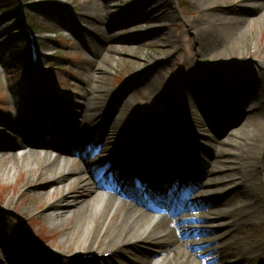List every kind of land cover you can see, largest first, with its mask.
I'll return each mask as SVG.
<instances>
[{
  "label": "rangeland",
  "instance_id": "obj_1",
  "mask_svg": "<svg viewBox=\"0 0 264 264\" xmlns=\"http://www.w3.org/2000/svg\"><path fill=\"white\" fill-rule=\"evenodd\" d=\"M17 1L12 4L16 7L13 11L16 14L0 19V123L4 126L0 129V147L7 148L0 152L3 156L0 160V205L5 208L0 212V264H4L3 261L7 264V259L11 264H56L58 258L54 251L61 250L69 255L75 253L80 235L75 222L92 210L77 209L89 197L84 196L81 186L78 187L75 175L78 169L84 168V176H90L76 152L60 158L42 154L41 149L31 147L36 151L32 158H36L37 163L32 169L17 173L15 178H8L6 167L17 153L16 146L24 139L32 138L39 144L54 143L58 148L75 149L80 130L77 131L73 125L83 124V131L90 134L96 130L97 123L104 129L109 124L107 116L111 113L115 122L110 129H116L115 135L119 134L126 148L131 139L124 131L131 129L145 135L144 130L152 133L160 120L169 118L173 121L172 111L167 109L172 104L174 88H178L175 92L193 133L192 139L185 142L189 164L186 165L184 157L180 158L183 168L196 166L195 149L203 152V148L211 151L213 147L212 141L195 134V131L205 132L221 141L229 140L230 143L224 145L225 154L217 150V159H224L220 163L224 165L223 172L229 173L226 178L229 182L225 183L240 181L242 174L248 173L244 179L264 197V173L258 172L256 167L259 166L256 160L260 156L259 150L264 146V6H259L264 0H222L221 7L213 8V13L221 9L234 16L225 26L233 28L237 38L227 42L229 47L225 49L207 43L205 52L199 49L198 31L205 28L200 15L206 7L195 6L196 0ZM44 2L60 5L65 17L62 20L48 18L40 10ZM154 5L164 12V19L154 14ZM7 8V5H1L0 0L1 15ZM21 24L33 30L41 47L42 71L36 74L28 71V62L15 65L9 61ZM92 27L102 29H97L100 36L87 34ZM220 55L226 56L225 60ZM191 69L193 78L189 79L197 83L193 86L198 95L195 97L180 82L183 79L180 74ZM255 70L259 75L252 72ZM43 74L51 86L44 81ZM242 75L254 81L251 88L255 89V94L251 95L250 102L255 103V98L256 103L261 102L259 107L246 110V113H252L247 120L242 117L244 110L231 105L233 100L239 101L240 95L246 99L247 87L241 89V82L235 84ZM227 77L234 81H227ZM36 78H39L36 81L43 80L45 85L38 82L32 88V81ZM205 78L211 82L223 78L224 83L206 85ZM244 80L242 85L247 82ZM123 81V101H119L117 96L110 104L114 90L117 86L121 88ZM92 97L97 102L96 114L88 111V99ZM221 98L228 101L227 108L219 103ZM45 99H48V104ZM85 113L88 115L86 118L83 116ZM149 122L156 124L150 127ZM262 127L259 139L257 132ZM180 141L174 133L172 150L166 149L172 153L173 159L180 148ZM48 162L55 165L61 162L70 177L59 181L54 167L48 166ZM103 164L101 161V166ZM205 166L202 167L208 168ZM213 176L219 175L215 171ZM218 185L221 186L220 183L215 184V190ZM241 199L246 201L250 198L244 196ZM239 200L231 202L240 203ZM233 204L226 208L235 209L236 204ZM260 209L264 213L263 208ZM250 213L253 214V209L243 208L235 216ZM254 221L253 224L260 222V218ZM29 231L39 234L49 250L44 252L29 240ZM239 236L237 241L225 244L216 253H207L205 258L212 261L211 264H221L218 259H229L225 254L231 258L233 251L237 253L240 248H248L259 239L264 241V224H249L246 233ZM147 243L150 242L130 245L120 254L135 259L139 255L150 256L155 249ZM101 246L106 248L105 244ZM262 251L264 246L255 252L258 255ZM256 254L251 253L250 257ZM63 260L61 264H70L67 257ZM109 262L96 259L91 264ZM246 264L255 262L249 260Z\"/></svg>",
  "mask_w": 264,
  "mask_h": 264
},
{
  "label": "bare ground",
  "instance_id": "obj_2",
  "mask_svg": "<svg viewBox=\"0 0 264 264\" xmlns=\"http://www.w3.org/2000/svg\"><path fill=\"white\" fill-rule=\"evenodd\" d=\"M222 0H196L195 6H198L199 8L206 7L204 12L200 15V19L205 25L204 29H201L198 31L199 36V49L202 51H206V44L211 43L216 46H221L224 49L226 47H229L227 42L230 40L236 39L237 34L233 28H226V23L230 22L234 19V16H229L226 12L219 9V12L213 13V8H219L221 7ZM154 14L162 19H164L165 15L164 12L158 7L157 5H154ZM260 7L264 6V2L262 1L259 3ZM109 17V16H108ZM107 17V19H108ZM94 21H97V18H94ZM100 22H104V20H100ZM101 25H104L101 24ZM93 28V27H92ZM98 29V28H97ZM88 29L87 34H93L97 35L99 34V31H102V29ZM100 36V35H97ZM223 60H225L226 56L220 55ZM196 71V69H194ZM258 70L252 71L255 74L259 75L257 73ZM200 74V73H197ZM95 75V74H94ZM237 76V74H234ZM96 76V75H95ZM182 80L180 82L182 85H184L188 91L190 90L192 95H197L195 88L193 87L194 84H197L196 81L193 79V71L192 69L187 72H182L180 74ZM97 77V76H96ZM223 77V76H222ZM238 77L234 78L235 80ZM229 82L234 81L232 78L227 77L225 78ZM247 80V82L245 80ZM242 80L243 82L242 85ZM218 82H211L209 78H205V84L208 85V83H211L212 85H223L224 79L220 78L217 80ZM241 82V84H239ZM254 81H251V78H246V76L242 75V78L240 81H237L235 84H239V87L241 89H244L247 87V90L245 91L246 99L242 98V96H239V101L242 100V102L237 101L236 99L233 100L234 103L231 105H234L235 107H238L240 110H244V114H242L246 120L249 119L252 115L251 112L246 113L247 109L252 110L254 106L259 107L260 103H256L257 99L255 100V103L250 102L251 95L255 94V89H252L251 86L253 85ZM234 84V85H235ZM250 84V85H249ZM98 87V85H97ZM101 87V86H99ZM216 89L220 91L218 87L215 86ZM196 90H199V88L196 87ZM240 90V89H239ZM178 91V88H174L173 92ZM238 91V90H237ZM176 93V92H175ZM198 96V95H197ZM195 97V96H194ZM231 98V97H230ZM262 98V95H260V99ZM219 103L225 104V108H227L228 101L224 102V98H221L219 100ZM97 102L95 99H91L89 106H90V112H94L96 114V107ZM234 108V107H233ZM183 109V108H182ZM254 115V114H253ZM179 118V115H178ZM181 120V119H180ZM245 120V121H246ZM184 122L182 118V123ZM181 126L182 131V138L187 139L190 134L187 132L189 130L185 129L187 128V125L182 127L180 122H178ZM74 128L76 130H79L80 124L75 123ZM261 130H263V127L260 128V131L257 132V136L260 139ZM87 134V131L80 130L79 131V137L80 135ZM102 131L100 128L97 129V136L102 135ZM104 140H103V150L101 152L100 156L105 155L106 153H109L108 149H110V152L113 154L118 153L121 149L116 146V141L113 140V134H115L114 131H106L104 132ZM174 133L176 136V128H175V122L174 120L171 122L169 118H165L162 120V124L156 127V130H154V134L150 136V140L152 141L151 149H146V152L148 154L146 155H152L155 156V154H159L157 151L158 148L161 147V142L157 144L156 139H159L158 136H161L165 141L171 143L174 138ZM195 133H198L199 136L204 137L208 139L209 141H212L213 150L214 153L219 150V152L225 154V143H230L229 140H218L217 138L207 135L205 132L199 133L198 131H195ZM235 134V133H234ZM158 135V136H157ZM236 135V134H235ZM83 138V137H82ZM80 138V140L82 139ZM156 140V141H155ZM161 141V140H160ZM168 143L167 149L171 151L170 144ZM34 145V142L29 140H24L20 147H18L17 153L14 154V156L11 159L10 164H7V177L8 178H15L17 173H21L23 169H32L33 164L37 163L36 158H32L33 155L36 154L35 150H31L30 148ZM135 148L136 150L140 151L145 147L143 144V139L136 137L135 141ZM45 146H48V148L55 150L56 146L54 144H47ZM147 147H150V145H146ZM79 148V143L78 147ZM25 150H28L26 153ZM73 149L70 148H61L62 152H66L68 154L71 153ZM168 150L165 151V158L164 164L162 161H158L159 163H152L151 162H143L144 167L140 164L142 162L141 157L138 159V155L136 153L127 154V151H122L117 155L113 156L112 159H110L109 167L112 173H115V171L130 170L131 174H140L139 177H141L144 173V171H147L145 168L147 165H149V170L162 172L161 169H164V172L167 174L170 170L169 165V156ZM2 151V148H0V152ZM60 151V150H59ZM61 152V153H62ZM221 153V154H222ZM145 154V153H143ZM217 154V153H216ZM260 156L257 160L256 165L258 172L264 173V146L261 147L258 153ZM3 155V154H2ZM121 157H124V160H121ZM3 160V156H0V160ZM33 159V160H32ZM128 159H133L130 162H126ZM136 159V162L133 163V161ZM108 160V159H107ZM224 160V159H223ZM222 159H214L213 163H208V161H205V163H208L209 167L211 168V171H208L210 173H218L219 176L214 177L213 174L212 178L207 181V185L204 186L203 189H206V194L202 199H199L195 204L193 205H184L185 210L187 212H201L202 213L198 217H186L180 224L188 225V229L181 232L178 231L175 225L170 223V218H163L160 221H156L153 216H150L148 214H145L142 212L141 209L137 208L134 204H126V202H123L118 199V197H127L130 194H127V191L130 192V189L128 186H121L116 184V189L114 192H117L116 196H107L105 194V191L110 188L108 185H106L104 182H100L98 179V173H99V164H98V158L91 157V155L88 154V156L85 159V167L90 172L91 175L95 176V179L93 181L92 178H87L84 176V168L78 169L76 173V181H78V187H82V192L84 193V196H88L89 198L86 200L85 203H83V206H79L77 209H82L85 211H88L89 209H92L91 212L84 217H78V219L75 222V227L80 231V235L78 236L79 242H77L76 246V252H78L79 249H96L100 252H111L113 253L110 257L109 264H203V260H200V257L205 256L202 255L205 250L208 249V251H219L220 249H223L225 247V244L232 243L233 241H237L240 236V233H246V230L249 228V224L252 225H263L264 224V213H261V209L264 207V197L262 196V192L256 189L252 183H247V181L244 179V176L248 173H243L240 177V181H234L232 184L225 183L229 182L228 178L229 173L223 172L225 171L224 165L222 166L220 163L223 161ZM210 162V161H209ZM111 163L113 165L111 166ZM48 166H53L55 173L58 175L59 181H65L67 180V177H70L69 173L66 172V167L61 165V162L53 164L48 162ZM82 166V165H81ZM145 168V169H144ZM148 170V172H149ZM220 172H219V171ZM256 173V169H254ZM251 171L250 173H252ZM127 173V172H126ZM123 175V173H121ZM148 173H146L147 175ZM206 174V171H203V174L200 176V179L198 180L199 184H201V180L203 176ZM208 177L210 176L207 174ZM224 175V176H223ZM123 177V176H122ZM152 176L145 177L146 181H150V185H154V180L151 178ZM125 181H128L127 176L123 177ZM120 180V178H119ZM114 181H116L114 176ZM215 183L213 184L212 182ZM164 180V184H165ZM115 183V182H114ZM157 186L163 185V183L157 182ZM221 184L217 186L216 190L213 191L215 184ZM197 185V182H196ZM108 187V188H107ZM97 192V193H96ZM191 190H189L188 193H190ZM93 193H96L94 196ZM249 197L250 199H247L246 201L242 200L241 197ZM236 199H240V203H232ZM143 200V198H142ZM232 201V202H231ZM235 205V209L233 208H226L227 205ZM229 205V206H230ZM231 207V206H230ZM243 208L248 209V211L253 209V214H247L245 215H239L235 216L237 212L242 210ZM82 211V212H85ZM121 212V213H120ZM99 215V216H96ZM248 217V218H247ZM260 218V222H257L256 224H253L255 221L254 219ZM169 220V221H168ZM55 224L56 222L53 221ZM199 224L200 228L192 227L193 224ZM252 227V226H251ZM192 229H194L192 231ZM218 232L217 236H211L210 233ZM246 236V235H244ZM191 238V244L187 242L188 239ZM240 239V238H239ZM62 240H64V237H62ZM149 241L150 243H147L149 245H152L156 248L155 252L151 257L147 256H137L136 259L132 258L125 254H120L123 249H127L130 245L133 246L135 244H144L145 242ZM100 244V245H99ZM102 244L106 245V248H101ZM264 246V241L260 242V239L258 241H254L248 248H240V250L236 252H232L231 258L229 259L222 258V264H244L248 257H250L249 254L254 253L256 254V250H260L261 247ZM237 249V247L235 248ZM59 252L65 253L64 251L59 250ZM68 253V252H67ZM66 254V253H65ZM120 254V255H119ZM116 258V259H113ZM251 260L256 261L255 264H264V252L261 254H256L253 257H250ZM7 264H11V260L7 259ZM208 261V260H207ZM5 264V262H3Z\"/></svg>",
  "mask_w": 264,
  "mask_h": 264
},
{
  "label": "trees",
  "instance_id": "obj_3",
  "mask_svg": "<svg viewBox=\"0 0 264 264\" xmlns=\"http://www.w3.org/2000/svg\"><path fill=\"white\" fill-rule=\"evenodd\" d=\"M15 3V0H1V5L5 4L8 6L7 11H4L3 16L13 15L11 14L13 11L12 4ZM41 11L47 14L48 17L53 18L59 16L58 18H63V11L60 6L50 4V5H42L40 6ZM29 44L28 39L25 33L19 35L17 43H15L11 53L9 55L10 60L13 63H23L28 61L29 59ZM1 203V199H0Z\"/></svg>",
  "mask_w": 264,
  "mask_h": 264
},
{
  "label": "water",
  "instance_id": "obj_4",
  "mask_svg": "<svg viewBox=\"0 0 264 264\" xmlns=\"http://www.w3.org/2000/svg\"><path fill=\"white\" fill-rule=\"evenodd\" d=\"M123 89H124V88H121L120 90H121V91H124ZM3 210H4V209H0V211H3Z\"/></svg>",
  "mask_w": 264,
  "mask_h": 264
}]
</instances>
